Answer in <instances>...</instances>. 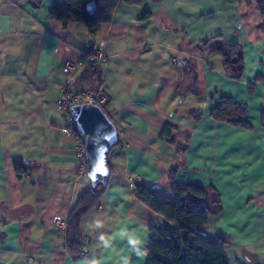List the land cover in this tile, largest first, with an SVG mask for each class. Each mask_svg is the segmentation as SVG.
Segmentation results:
<instances>
[{
	"label": "crops",
	"instance_id": "0c3cea01",
	"mask_svg": "<svg viewBox=\"0 0 264 264\" xmlns=\"http://www.w3.org/2000/svg\"><path fill=\"white\" fill-rule=\"evenodd\" d=\"M37 1L0 0V264H145L149 229L164 220L135 188L170 196L173 182L202 186L220 203L203 232L228 241V264H264V0L119 2L94 34L52 20L57 0ZM214 42L238 46L240 78L205 48ZM96 45L109 59L78 87L106 96L118 145L107 186L81 219L84 251L74 258L67 228L54 220L68 221L89 180L85 168L75 182L79 145L62 132L55 101L64 64ZM223 97L246 106L250 129L212 119Z\"/></svg>",
	"mask_w": 264,
	"mask_h": 264
},
{
	"label": "trees",
	"instance_id": "16d2710c",
	"mask_svg": "<svg viewBox=\"0 0 264 264\" xmlns=\"http://www.w3.org/2000/svg\"><path fill=\"white\" fill-rule=\"evenodd\" d=\"M119 2L142 5L144 0H57L49 10V17L61 21L64 25L83 24L88 33L94 34L101 24L111 20ZM258 7L260 14L264 16V1H260ZM208 45L205 46L207 50L221 56L224 71L234 79L240 78L242 57L238 46H227L217 42L212 43L211 47ZM89 67L91 72L84 78L83 75L79 77L80 84L81 80L89 81L97 76L95 65L90 64ZM246 114V106L225 97L220 99L219 104L210 113L215 121L231 122L239 119L231 123L250 129V125L244 121ZM261 120L264 127V113ZM13 168L18 175L27 172L21 161L14 162ZM106 186L103 188L98 185L95 191H91L88 186L78 196L69 214L65 248L74 258L79 257L84 251L79 230L81 219L97 203ZM134 193L142 205L164 220L163 224H156L149 229L145 264H228L225 255L228 241L224 237L210 239L203 232L209 218L216 217L221 212L219 202L207 201L204 187L173 182L170 196L143 186H136Z\"/></svg>",
	"mask_w": 264,
	"mask_h": 264
},
{
	"label": "built area",
	"instance_id": "2783aa9c",
	"mask_svg": "<svg viewBox=\"0 0 264 264\" xmlns=\"http://www.w3.org/2000/svg\"><path fill=\"white\" fill-rule=\"evenodd\" d=\"M10 3L20 5L21 3H30L36 5L37 0H8ZM109 57L100 45H96L93 48L85 46L78 53V57L75 61L66 62L62 68L64 76L62 82V89L60 96L55 101L56 108L63 116V125L61 127L62 132L68 136L73 137L77 143V156L81 163L80 172L75 179V182L79 181L81 176L85 175L86 161L84 152V138L77 131L75 123L70 114V108L74 105L80 104H93L103 110L107 104L106 96L103 92L94 87H78L80 72L88 65H100L106 63ZM118 133V132H117ZM138 179V178H137ZM54 224L57 228H67L68 221L62 220L57 217L54 220Z\"/></svg>",
	"mask_w": 264,
	"mask_h": 264
},
{
	"label": "water",
	"instance_id": "95a60500",
	"mask_svg": "<svg viewBox=\"0 0 264 264\" xmlns=\"http://www.w3.org/2000/svg\"><path fill=\"white\" fill-rule=\"evenodd\" d=\"M70 114L84 138L89 188L91 191H95L98 185L104 188L110 176L108 156L118 145L117 128L104 110L93 104L74 105Z\"/></svg>",
	"mask_w": 264,
	"mask_h": 264
}]
</instances>
